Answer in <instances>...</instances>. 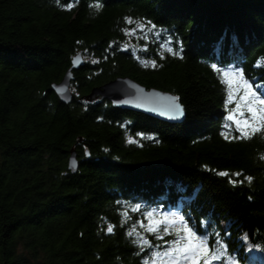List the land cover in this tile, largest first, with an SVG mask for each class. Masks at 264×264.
I'll return each instance as SVG.
<instances>
[{
    "label": "trees",
    "instance_id": "trees-1",
    "mask_svg": "<svg viewBox=\"0 0 264 264\" xmlns=\"http://www.w3.org/2000/svg\"><path fill=\"white\" fill-rule=\"evenodd\" d=\"M145 19L162 30L159 39L124 34ZM78 53L85 63L64 103L52 84ZM214 64L238 65L243 78ZM258 64L264 0H0V264H144L154 249L137 255L127 233L135 227L153 245L173 239L139 227L157 206L185 215L198 234L211 218L231 258L264 264V133L221 135L243 79L264 95ZM121 76L176 95L185 119L85 99ZM246 176L251 184L231 183ZM137 203L142 210L130 211Z\"/></svg>",
    "mask_w": 264,
    "mask_h": 264
},
{
    "label": "snow or ice",
    "instance_id": "snow-or-ice-1",
    "mask_svg": "<svg viewBox=\"0 0 264 264\" xmlns=\"http://www.w3.org/2000/svg\"><path fill=\"white\" fill-rule=\"evenodd\" d=\"M101 5H97L100 7ZM126 22L129 25L134 23L133 18L127 17ZM161 29L151 20H143L136 24L134 28H125L124 34L132 36L137 39L143 38L147 42L150 37L159 39L161 37ZM171 43V41H169ZM182 42H179V48L169 47L168 51L172 55H177L182 52ZM147 50V45H145ZM183 59V56L180 57ZM152 67H156V61L153 60ZM218 73L222 72L224 77H229L231 73L243 78V69L238 65L231 66L230 69H221L217 65H212ZM257 67H264V65H257ZM228 89V102H233L232 83L230 79L224 81ZM242 96H238L235 101V107L229 109L226 122L223 124L224 131L221 135L225 140L236 139H252L257 133H264V95L253 87V83L247 79L242 80ZM260 90L264 91V85H260ZM170 103L166 106L164 114H172L173 118L182 117L184 109L181 105L176 103L178 97L169 98ZM143 137L144 133H139ZM134 143L135 141H129ZM211 171V170H210ZM220 176H228L227 172L218 173ZM239 177L241 173H235ZM253 177L246 176L244 179L237 181L231 180L233 185L243 184L247 181L251 184ZM144 206L137 203L130 209L132 212H140ZM157 214L159 217L157 218ZM127 215V213H124ZM144 218L148 221L147 224L144 220H140L139 227L146 229V232L153 234L157 240L164 241V236H172L173 239L164 241L163 245H153L152 241L146 235L136 231L135 227L128 231L127 235L132 237V243L136 244L139 248L137 255L145 249H154L148 254V259L144 260V264H222L227 259H232V264H239L234 258L228 255L229 244L223 242L219 236V230L213 227L211 218L201 230L203 234H198V225L193 224L189 226V220L185 215L177 212L165 211L159 206L156 208H147L143 211ZM155 218V219H154ZM192 218V217H189ZM113 225H109L107 231L112 233L114 231ZM231 235L230 233L228 234ZM248 237L245 236L244 239ZM213 239L216 245L215 249L210 247L209 240ZM222 245L224 255L221 254L220 246ZM163 247V251L161 248Z\"/></svg>",
    "mask_w": 264,
    "mask_h": 264
},
{
    "label": "water",
    "instance_id": "water-1",
    "mask_svg": "<svg viewBox=\"0 0 264 264\" xmlns=\"http://www.w3.org/2000/svg\"><path fill=\"white\" fill-rule=\"evenodd\" d=\"M85 63L82 53H78L72 59V65L66 71L60 82L52 84L53 91L64 103H70L74 94L71 90L74 70L79 69ZM172 97H177L171 92L160 90L158 88H147L135 79L129 76L118 77L100 88H94L90 95L85 97L88 101L98 99H107L113 106L122 107L131 110H137L150 116L169 121H183L186 117V111L179 99L176 101L184 109L182 117L173 118L172 114H164L166 106L170 103ZM79 166L77 156L74 152L69 157V170L76 172Z\"/></svg>",
    "mask_w": 264,
    "mask_h": 264
},
{
    "label": "bare ground",
    "instance_id": "bare-ground-1",
    "mask_svg": "<svg viewBox=\"0 0 264 264\" xmlns=\"http://www.w3.org/2000/svg\"><path fill=\"white\" fill-rule=\"evenodd\" d=\"M119 108H122V107H119ZM181 121H176L175 123H180Z\"/></svg>",
    "mask_w": 264,
    "mask_h": 264
}]
</instances>
